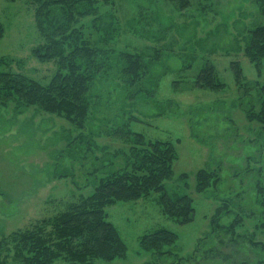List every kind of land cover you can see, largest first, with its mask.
Segmentation results:
<instances>
[{
	"label": "rangeland",
	"instance_id": "obj_1",
	"mask_svg": "<svg viewBox=\"0 0 264 264\" xmlns=\"http://www.w3.org/2000/svg\"><path fill=\"white\" fill-rule=\"evenodd\" d=\"M187 1L180 8L169 0H92L81 8L88 14L76 27L83 25L84 36L107 53L87 94L83 128L0 97V264H18L11 243L5 252L12 233L65 211L92 194L99 179L123 169L131 133L175 145L164 187L171 198L192 199V221L166 215L156 193L117 202L105 212L126 255L92 264L264 262V126L246 116L260 109L264 66L258 70L245 56L249 32L264 25V0ZM0 23L1 70L48 83L58 66L33 56L45 43L35 6L0 0ZM126 52L145 59L135 82L121 73ZM232 63L241 69L239 83ZM208 65L223 89L195 86ZM201 170L212 176L203 191ZM158 229L175 233L176 241L144 250L141 238Z\"/></svg>",
	"mask_w": 264,
	"mask_h": 264
},
{
	"label": "trees",
	"instance_id": "obj_2",
	"mask_svg": "<svg viewBox=\"0 0 264 264\" xmlns=\"http://www.w3.org/2000/svg\"><path fill=\"white\" fill-rule=\"evenodd\" d=\"M169 1L178 2L180 8L188 5L187 0ZM30 2L35 6L37 28L45 40L44 45L33 50V56L40 61L54 60L58 67L48 83L42 84L20 73L2 71L4 60H1L0 97L14 99L20 106H35L44 113L65 119L76 128H83L89 114L87 94L104 69L107 54L84 36L83 25L76 27L80 18L88 14L81 8L92 0ZM262 13L264 15V10ZM3 35L4 28L0 23V39ZM245 56L258 70L261 64L264 66V25L249 32ZM121 60V73L129 82L137 81L146 71L145 59L141 55L126 52L121 54ZM231 68L239 83L242 73L238 63H232ZM195 86L212 91L224 88L213 65L200 71ZM258 88L261 90L260 109L252 108L246 116L249 121H257L264 126V84ZM131 134V137L130 134L125 135L130 146L123 169L113 170L99 179L92 194L65 211L18 230L9 236V240H4L8 243L5 252L11 251L10 243L13 245L15 262L54 264L63 260L92 264L94 260L112 261L125 257L126 244L117 228L108 221L105 210L117 202L146 198L152 193L160 195L166 215L177 219L180 224L192 221V199L187 195L171 198L164 187L173 175V164L177 158L175 145L169 141L146 140L141 133ZM196 177L199 191L209 187L210 173L201 170ZM176 239L175 233L158 229L144 235L140 245L144 250H156L162 245L173 244Z\"/></svg>",
	"mask_w": 264,
	"mask_h": 264
}]
</instances>
